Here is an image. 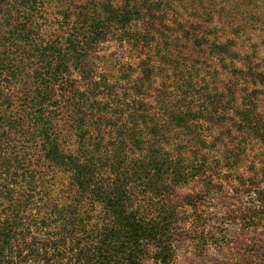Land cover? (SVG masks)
<instances>
[{"label": "trees", "instance_id": "trees-1", "mask_svg": "<svg viewBox=\"0 0 264 264\" xmlns=\"http://www.w3.org/2000/svg\"><path fill=\"white\" fill-rule=\"evenodd\" d=\"M166 7L0 0V264L174 263L186 236L174 193L208 178L207 153L191 145L203 137L178 136L223 109L218 91L211 104L176 102L193 98L201 79L175 54L185 35ZM187 39L210 52L203 38ZM244 67L228 72L264 85ZM165 72L183 77L166 86L157 81ZM236 116L264 144V114Z\"/></svg>", "mask_w": 264, "mask_h": 264}, {"label": "rangeland", "instance_id": "rangeland-1", "mask_svg": "<svg viewBox=\"0 0 264 264\" xmlns=\"http://www.w3.org/2000/svg\"><path fill=\"white\" fill-rule=\"evenodd\" d=\"M162 2L171 10L166 21L172 22L174 15L184 27L175 25L185 35L176 43L175 54L186 60L193 77L201 79V88L193 91V98L180 94L176 102L184 108L187 104H211L209 92L218 91L223 109L219 115L199 116L192 132L178 136L203 137L199 144L191 145L195 152L207 153L208 178H195L174 193L173 200L181 201L177 213L186 236H182L173 264H264V144L249 138V132L239 128L241 123L233 124L238 121V109H252L253 117L264 114V85L228 72L232 68L245 70L247 62L264 74V0ZM194 35L203 38V45L208 43L210 52L206 46H193L187 38ZM109 48L116 51L115 44ZM174 76L183 77L165 72L157 81L167 86ZM211 117L221 124L213 126L208 121ZM214 143L216 148H212ZM232 149L245 154L236 161ZM214 159L218 163H212ZM189 198L193 206L186 205Z\"/></svg>", "mask_w": 264, "mask_h": 264}]
</instances>
